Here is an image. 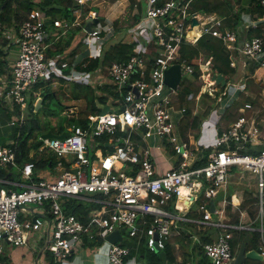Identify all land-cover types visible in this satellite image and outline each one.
Here are the masks:
<instances>
[{
	"label": "built area",
	"instance_id": "built-area-1",
	"mask_svg": "<svg viewBox=\"0 0 264 264\" xmlns=\"http://www.w3.org/2000/svg\"><path fill=\"white\" fill-rule=\"evenodd\" d=\"M74 1L76 7L71 21L67 17L52 18L42 9L34 8L16 30L4 31L5 36H11L12 42L17 44L11 68L0 75V86L5 89L2 96L11 102L13 109L17 104L19 109L26 108L31 97H34L30 103L33 107L36 98H41L34 86L48 80L57 68L70 69L65 76L72 77L76 73L75 58L67 61L58 54L48 56L50 42L45 41L47 36L58 39L70 26L97 17L96 11L91 9L82 19L83 7L90 0ZM193 1L134 0L137 9L134 14L140 11L139 5L141 7V22L151 19L152 35L142 40L132 38L131 42L137 41L136 49L126 59L110 65L108 73L116 81L112 86L117 94H111L114 109L89 114L83 126L66 125L62 132L67 134L62 138L42 135L33 138L35 142L28 156L39 159L51 155L53 160L46 173L51 170L52 177L41 176L35 161L21 157L17 138L0 139V168L17 166L20 176V188L0 186V253L5 242L21 246L32 240L35 246L41 242V248L51 254L52 264H58L87 242L106 240L108 233L120 228L125 229L122 240L136 237L142 239L150 251L163 250L179 218L176 209L181 208V203L192 201L203 185H206V196L218 193L220 188H225L232 168L253 174L254 196L258 197L257 217L261 219L260 215H264V149L258 153L246 149H255L261 143L264 120L259 125L262 119L249 114L252 103L244 102L236 120L221 130L216 129L213 145L198 144L192 140L193 132L181 134L180 122L185 109L176 104L177 91L165 83L164 76L166 69L176 63L181 77L193 70L181 56L183 41L195 43L204 34L213 35L230 51V66L236 67L232 50L239 45L242 55L264 67L263 40L255 36L236 45L237 32L228 26L222 27L223 18L215 13L193 11ZM258 1L264 5V0ZM141 26L139 24L138 28ZM102 29H106V34L112 32L105 41H101ZM115 33L114 25L105 23V18L93 24L84 41L97 42L99 50L90 57L99 56V51L102 52L104 44ZM93 72L96 76L98 68ZM201 80L200 91L214 97L219 88L209 68L203 69ZM103 83V80L97 82L98 85ZM244 85L240 81L235 87L228 83L224 93L228 91L230 95L233 89H242ZM192 96L189 93L188 97ZM176 111L179 115L173 119L172 112ZM62 114L69 118L77 116L78 111L69 107ZM23 120L20 112L19 124ZM207 147L206 164L192 167L197 154ZM160 159L167 166L162 165ZM78 198L100 205L88 210L87 223L68 208L69 202L76 204ZM222 200L228 202L226 196ZM32 205L40 207L33 215L29 211ZM200 210L201 222L221 229L227 226L219 220L211 222L207 202L200 205ZM236 227L247 228V225ZM230 237V232L222 230L213 240L202 244L207 264L233 263ZM109 243V264L131 261L127 259L129 246L120 241ZM259 249L264 257V241H260ZM133 261L132 264H136Z\"/></svg>",
	"mask_w": 264,
	"mask_h": 264
},
{
	"label": "trees",
	"instance_id": "trees-1",
	"mask_svg": "<svg viewBox=\"0 0 264 264\" xmlns=\"http://www.w3.org/2000/svg\"><path fill=\"white\" fill-rule=\"evenodd\" d=\"M130 7H134V0H131ZM233 0H194L192 4L193 11H201L204 13H215L223 18L222 27L228 26L232 30L236 31L239 36L236 44L245 38H251L254 36H259L263 39V53L264 55V5H261L258 0H247V3L242 2V0H236L238 5L234 7ZM75 7L74 0H0V37L3 38V43H7V41L11 40V36L4 34L5 37L2 35L3 29L7 30H16L20 24V22L26 17V14L30 12L34 8H40L45 11L48 15L52 18L56 17H67L72 19V10ZM139 12L134 14L133 21L125 26V29L132 26L136 21L139 19V14L141 13V7L139 5ZM247 19V24L245 25L243 31L245 30L246 37L242 36L240 39V31H238V26L240 23H243L244 18ZM98 22H103V17L98 14ZM98 22L93 21V24H97ZM114 29L119 30L117 23L118 20H114ZM48 27H51V23H48ZM82 25H77L75 31H71L68 33L67 36L60 37L59 39H52L51 45L47 47V55L54 56L56 53H61L63 50L68 48L74 38L76 32H80ZM2 43V42H1ZM13 43V42H12ZM81 42H79V45ZM137 45V41L134 42H121L117 41L116 43L111 44L108 48L105 49L103 52V56H94L89 57V61L86 62V65L83 66L82 64L79 67L86 68L88 71H92L99 66L109 67L115 61H121L126 59L129 54L133 51L135 46ZM74 49L70 54L73 57L70 61L74 60ZM181 56L183 59H186L188 63H190L193 67V70L189 73L184 74L177 87L175 102L178 107H182L185 109L184 116L180 122V131L181 134L186 135L188 132H194L195 137L198 136V129L200 123L206 119L209 113L212 110L213 105L215 106L218 100V96L212 97L208 93H204L200 91L201 80L200 75L202 73L203 67H210L213 72L221 73L224 75L226 80H230L233 76L237 74V67L230 66V51L226 48L224 43L221 39L209 35L204 34L202 35L195 43H191L188 41H183L181 43ZM232 54L235 56H243L242 61H246L245 65L248 70V74L253 76L257 73L261 66L256 60L247 59L244 55L241 54L239 50V45L232 50ZM261 55V56H262ZM70 57V58H71ZM86 58V57H85ZM84 58V59H85ZM244 61L242 64H244ZM1 63V59H0ZM263 68V67H262ZM64 70V69H63ZM70 69H65L63 71V75L69 72ZM264 70V68H263ZM4 72L2 70L0 73ZM65 72V73H64ZM259 71L258 74H260ZM250 76L246 77V80L249 81ZM54 77H57L60 81L62 77L57 76L56 72L51 73L48 82L51 81ZM237 78V77H236ZM238 79V78H237ZM240 81L244 79L243 76L239 77ZM45 81L39 82L34 86L36 87L40 84H44ZM247 82L239 89L237 95L230 96L229 106L225 108V111L221 114L220 118H222V122H219V130L222 128L227 127L232 121L236 120L239 115V107L245 101H249L252 103L253 108L249 110V114H252L255 119H259L260 116L258 111L256 112L255 108L258 103L257 96L251 97L250 95H246L245 93L250 88L247 86ZM80 90V94L85 100V106L83 110L78 111L77 116L67 117L65 120L62 111L64 110L65 105L61 103V100L56 97L53 93L47 92L42 94V102L40 109L43 107L48 108L51 111L52 115L58 116L55 123H40L37 116H33L29 114L27 117L24 118L21 124L12 126L13 128V135L17 138L20 142V149H21V157L25 160H33L35 161L37 168H44L47 167L49 162L53 160L51 155H43L40 156L39 159H35L28 156L30 152L31 146L33 145L34 141L30 145H28V141L30 139L36 138L38 132L41 134L46 132L47 130H51L55 133H60L65 130L66 125L70 126L71 124L75 123L77 125H85L87 122V116L92 113H98L105 109H101L99 106L96 105V100H99L102 104L105 103L106 97L108 94L116 95L117 92L114 86L109 84H103L100 89L103 91L102 93H96V88L92 86V83H78L76 84ZM260 87V86H259ZM263 88V87H262ZM260 87V89H262ZM224 89V86L222 87ZM189 93H192V98H189ZM228 91L224 93V95L228 96ZM54 95V96H53ZM245 95V96H244ZM223 96V95H222ZM243 97V99H241ZM56 98V101L54 99ZM34 97H31L29 100L28 108H30V103H32ZM243 101V102H242ZM54 106V107H52ZM243 106V105H242ZM32 113L31 111H29ZM37 134V135H35ZM35 135V136H34ZM17 136V137H16ZM262 149H264V144L260 147H256L255 149H251V153H258ZM209 149L206 151L199 152L197 154V158L192 164V167H201L204 166L207 162V154ZM18 155V158H21ZM237 169L232 168L231 173H235ZM233 191L230 190V194ZM253 196V193H251ZM249 195L248 199L252 198ZM254 197V201L257 199ZM204 195L201 193L192 204V207L195 209L203 200ZM85 203L86 206H79L78 204L69 202V210L70 212L75 213L82 221L88 222L87 211L91 207H99V204L92 203L87 201ZM242 208L246 209V215L249 219L255 218L257 214V210L255 209V205H245V202H242ZM83 204V203H82ZM88 204V205H87ZM226 215L229 217L228 223L232 225H238L240 221V214L237 209H233L232 205L228 203L225 208ZM196 214V213H195ZM197 215V214H196ZM198 217L200 214L197 215ZM243 216V215H242ZM175 223V222H174ZM253 225L257 227L259 225L258 222H254ZM175 230V224H173L172 231L168 241L166 242L165 248L159 251H149V249L144 245L142 239L138 240L136 237L127 238L124 237L120 244L127 245L130 248V253L127 256V259H132L133 257H137L139 260L143 261L145 264H163L164 260L173 261L175 259L174 256V248L175 246L171 243V236L173 231ZM232 231V236L230 238L232 250L235 254L236 250L239 247V244L242 238L245 236L247 232L242 229L236 228H229ZM228 230V231H229ZM251 237L248 241L247 248L248 249H256L259 251L260 241H264V233L261 234L258 230L253 229L250 230ZM181 235V236H180ZM180 240L181 243L189 242L191 240L192 235L190 233H185L184 231L179 232L175 238ZM177 239V240H178ZM200 241L197 244V247L202 252V244L205 242H209L211 240L210 235L206 232H203L200 235ZM102 239H98L95 242H99ZM95 242H88L89 245ZM184 250L182 249V252ZM69 258V257H68ZM207 260V259H206ZM50 264H52V260H50ZM207 264V263H204Z\"/></svg>",
	"mask_w": 264,
	"mask_h": 264
},
{
	"label": "rangeland",
	"instance_id": "rangeland-1",
	"mask_svg": "<svg viewBox=\"0 0 264 264\" xmlns=\"http://www.w3.org/2000/svg\"><path fill=\"white\" fill-rule=\"evenodd\" d=\"M99 1H103V3L109 4V5L111 2V0H90L83 7L82 19L85 18V15H86L88 9L96 7L95 3L99 2ZM119 2H120L119 7L121 10V14L119 15V17L121 18V22H118V27H120V30H123L122 28H124L125 26H127L128 24H130L133 21V15L137 11V9L135 8L136 6H134L133 8L130 7V3L132 2L131 0H120ZM242 2H243V4L247 3V0H242ZM232 3L234 5V7H236L238 5L236 0H233ZM75 7H76V3H75ZM97 8L98 7H96V9ZM71 13L73 16L74 15L73 10ZM69 20L71 21V19H69ZM151 22H152L151 19H147V20H145V22H140L139 24L142 25L141 29L138 30L137 28H135L134 30L136 33H134L133 35L131 34L133 31L119 32L120 36L117 35V37H116L114 35L112 40H109V41L111 42V44L116 43L117 41L129 43V42H131L132 38H136V36L139 37L140 40L148 39L152 35V33H151ZM247 22L248 21L245 17L243 20V23H240L238 26V31H240V39L242 38V36L245 35L246 29L244 31H243V29H244L245 25L247 24ZM75 30H76V26H70L67 33L63 36H67L68 33H70L71 31L73 32ZM105 30L106 29L100 30L101 35L104 36L101 39V41H105L104 38L107 39L109 37L110 33H112V32H110V33L106 34ZM106 32H108V31H106ZM129 33L131 34L132 38H130L128 36ZM63 36H61V37H63ZM120 37L121 38L123 37V39H119ZM110 42H106L104 44V45H106V48H108L110 46ZM11 45H12V50L16 49L17 44L12 43V38L10 41H7V43L5 44L6 49H9L11 47ZM135 49H133V50H135ZM99 54L101 56L100 51H99ZM242 58H244V57L242 56ZM243 66L245 67V64H243ZM109 68H110V66L109 67L99 66L97 75L95 76V73L93 72V70L88 71V69H86V68L78 67L76 73L72 77L63 75L62 69L57 68L56 69V75L62 77V79L60 81H58V79H54V80L52 79L49 82H48V80H46L44 84L38 85L36 87V90L39 91L40 96L44 93H47V92H50V93H53L54 95H56V97L59 98L61 100V102H63L65 104L64 110L69 109V107H71L75 111H80V110H83V108L85 106V100L81 96V94H80L81 92H80L78 86H76V84L83 83V82L84 83H86V82L92 83V86L97 89L96 93H97V91L102 93L103 91L99 87L101 85L97 84L98 80H103L104 81L103 84H109L111 86L116 84V81L113 80V78L110 77V75L108 73ZM0 75H4V74L0 73ZM205 75L207 76V73ZM249 79H250L249 80L250 83H248L247 86L250 88L247 90V92L245 94L250 95L251 97L257 96L258 103L256 105L255 110H256V112L258 111V114H259V112L261 114V116L259 114V116H260L259 119H262L259 121V125H260L262 123V121L264 120V80H262V79L258 80L252 76H250ZM229 81L231 82V85L235 86L237 83L236 76H233ZM249 81L246 80V83ZM259 86L261 88L262 87L263 88L260 89ZM4 91H5L4 87L0 86V94H1L0 96L1 97L4 93ZM37 99L38 98H36L34 104H36ZM229 99H230L229 94H228V96H225V97H219L217 105H215V106L213 105L212 110L209 113L208 117L200 123L199 129H198L199 136L197 138V140L199 142H201L203 144L206 143L209 145H213L215 143L216 138H217L216 129L219 130V124L218 123L222 122V118H220V116L225 111V108H224L225 105L223 106V104L227 103ZM241 99H243V97ZM29 100H30V98L28 99V102H29ZM54 101H56V98L54 99ZM113 102H114V99L111 96V94L109 93L108 96L106 97L104 104L99 102V100H96V105L99 106L101 109L106 108L105 110H112V109H114V107H113L114 103ZM67 104H69V105L66 106ZM17 106L19 107V104H17ZM17 106L14 109L9 108V118L5 120V122L9 121V123L7 125H4L3 126L4 128L1 129V131H0V135L5 139L7 138V136L9 134H11V130H12L11 126H14V124H15V127H16V125L19 124L20 112L22 113V116L24 118L27 117L29 114H32L33 116H37L40 123H46V122L53 123V122H56V120H57L56 118L58 117L56 115H52L51 111L48 108L43 107V106L41 109L39 107L38 109L32 110L33 111L32 113L29 112V111H31V107L28 108V106H27L24 109H19ZM52 107H54V106H52ZM178 115H179L178 111L172 112V118L173 119H175ZM64 117L66 120L67 115H64ZM38 134H40V133L38 132ZM35 135H37V134H35ZM260 138L262 140L261 141V146H262L264 144V126L261 127ZM208 149H205L204 151H206ZM246 150L250 152L251 149H246ZM36 155H34V156H36ZM12 167L15 170L18 169L17 166H12ZM47 168H48V166L44 167V168H38V170H41L39 172V174H41V176H44V177H52L53 174L51 173V170L46 173ZM236 171H238V169ZM254 182H255V180H254L253 174L251 172L245 170V169H243L242 172L232 173L229 176L228 181L226 183L225 193H227V195H229L230 190H232L234 192V194L237 195L239 203L242 204V201H244L246 206L248 204L250 206L251 205L254 206L255 201H254V197L251 194V193H253V191H255V183ZM223 191H224V189H222V191L220 192V195L217 199L222 197ZM249 195L252 196L251 199H248ZM256 197L257 196H255V198ZM79 201H81L83 203L87 202V200L84 198L75 199L76 203H78ZM231 205H232L233 209H238L237 211L240 214V221L242 219H243L242 221H248L249 220L248 216L245 214L247 211L245 208H242V205L240 206L238 204L237 206H234L232 204V202H231ZM35 210L39 211L40 207L36 206V205H32L31 207H29V211L32 213V215H33V212ZM227 219L229 220L228 216H227ZM206 226L207 227H206L204 232L208 233L211 236H216L217 229L214 226H210V225H206ZM187 229H188V231L191 230L194 232L192 234L189 246L193 244L194 249H195V254H194V258L192 259V262H190V264L208 263V258L205 256L203 250L201 252V250L197 247V244L199 243V241L196 238H194L197 235L200 236L202 234V230L196 229L195 225L194 226L189 225V227L187 225ZM245 232H247V230ZM45 236L48 237L47 234H45ZM186 243L187 242H185V244ZM109 244L110 243L106 240H103L100 242H95L91 245L86 243V244L82 245L81 247H79L74 252V254L78 250L84 249L87 251V254L90 257L92 256V253L94 250L101 251L102 253L105 252V255H106V251L108 249ZM185 248L186 247H184L183 250H185ZM178 251L181 253L180 248H178ZM46 252L51 256V254L48 251H46ZM44 256H47V254L44 253ZM44 256H43V258L41 257L42 260H45ZM66 262H69V261L63 260V261L58 262V264H66ZM245 264H264V259L262 261L255 260V259H246Z\"/></svg>",
	"mask_w": 264,
	"mask_h": 264
},
{
	"label": "crops",
	"instance_id": "crops-1",
	"mask_svg": "<svg viewBox=\"0 0 264 264\" xmlns=\"http://www.w3.org/2000/svg\"><path fill=\"white\" fill-rule=\"evenodd\" d=\"M119 1L120 0H111L110 5L103 3V1H99V2L95 3V6L98 8L96 9V7H95L94 9L96 10V12L98 14H100V16L105 18V23L114 24L113 23L114 20H118V22H121V18L119 17V15L121 14V10L119 7V3H120ZM139 17H141L140 14H139ZM133 18H134V15H133ZM89 20L90 19H87L86 22ZM96 21H97V19H96ZM140 22H141V19L139 18L138 21H136L132 26H130L128 30L134 31L131 29H135V28H137L138 30L141 29V28H138V25ZM117 25H118V23H117ZM122 29L123 30H121V31H125V27ZM5 30H7V29H3V31H2L3 37H5L4 36ZM86 33H87V31L82 30V29L80 32H76L70 46L68 48H66L65 50H63V52L55 54V55H57V54L60 55L63 60L67 59V61H70L73 58L70 56L71 55L70 53L74 49H76L75 54H74V58L76 61V63L74 64V71L75 72L77 71V68L79 67L80 64L85 66L86 62L89 61L90 55H92L93 53L94 54L97 53L99 50V46L97 45V42H91V43L87 44L84 41V39L86 38V35H87ZM132 34H133V32H132ZM117 35L120 36L119 32L116 34V37H117ZM128 36L130 38H132L130 33ZM244 37H246V35ZM2 39L3 38L0 37V59H1L0 72L2 70H4V72H2V73L6 74L9 70V68L11 67L15 57H16L17 47H16V49L12 50V45H11V47L9 49H6V47H5L6 43H3ZM52 39H54V38H52L51 35L46 37L45 41L50 42V44L48 46L51 45ZM138 39H139V37L136 36V40H138ZM79 42H81L80 45H79ZM234 57L236 60V65L238 66L237 67L238 71H237V74L235 76L237 78L243 76L246 79V77L248 75L250 76L251 74H248L247 68H245L242 64L243 63L242 56L241 55L240 56L234 55ZM259 71H261L260 74H258ZM259 71L257 73H255L252 77H254L255 79H258V80H260V79L264 80L263 68L261 67ZM54 79H58V78L54 77L53 80ZM232 93L235 94L236 90L233 89ZM41 98H42V96H41ZM229 102H230V100L228 101V104H229ZM61 103H63V102H61ZM68 105L69 104H67L66 106H68ZM9 108L10 109L12 108L11 102L6 97L0 96V131H1V129L4 128L3 127L4 125H7L9 123V121L5 122V120L9 118ZM32 110H35L34 106L32 107ZM53 123H55V122H53ZM11 128H12V126H11ZM198 136H199V134H198ZM198 136H196V137L194 136L195 138L192 137V140H195V142L198 144L209 145L206 143L203 144V143L199 142L197 140ZM11 138H15V136L13 135V128L11 130V134H9L6 139L0 135V139H2L3 141L11 139ZM32 141H34V139ZM210 146L211 145H209V147ZM209 147H207L206 149H208ZM160 161H161L162 165L167 166V164L164 163L165 161H163V159H160ZM19 162H21V158H20ZM19 181H20L19 168L17 170L13 169L12 166H5V167L0 168V186L20 188V185L18 184ZM219 195H220V193H219ZM222 196L223 197L226 196L225 188H224ZM253 196H254V193H253ZM217 198L215 200L216 201V211L212 215L211 221H216L218 219V214L222 213V215H221L223 217L222 221L228 223L225 208H226V205L228 203L231 204V202L230 201L224 202L223 200H221L222 197H221V199L220 198L217 199ZM256 199L257 200L254 202V205H255V209L257 211H259L258 210V198L256 197ZM231 201H232V204L234 206H237L238 204L241 206L243 204V203L242 204L239 203V201H237V203H234L232 200V196H231ZM82 203L83 202L79 201L76 204H78L79 206H86L85 203H83V204ZM217 210L219 211V213H217ZM176 212L179 214V218H177L175 220V223H174L175 224V230L173 231L172 236H171V243L175 246L174 251H173L175 259L173 261L164 260L163 264H190V262H192V259L194 258V254H195V249H194L193 244L189 246L190 239L188 240L189 242H187L186 244L181 243L180 242L181 238L179 240L178 239L179 237H177V239H178L177 240L175 238V236L179 232H182V231H184L185 233L188 232L190 234H193L194 233L193 231H191V230L188 231L187 225H188V227H189V225H193V226L195 225L196 229H201L202 233H203L207 227L206 225H211V223L210 224L209 223L203 224L200 220L201 216H199V217L197 216L198 214H200L199 212H197V208L194 209L191 206L189 207V205L186 203V201L181 203V208L176 209ZM255 219L256 218L250 219V221L252 222ZM250 221L246 222L247 228L250 226V223H251ZM210 238L213 240L215 238V236L210 235ZM31 241L32 240H28V243L26 245H21V246H15V245H12L8 242H5L3 250L0 253V264H50L51 256L46 252L47 250H43L41 248V245H42L41 242H38L37 246H35L31 243ZM101 241H103V240H101ZM184 247H186V248L182 252V249H184ZM178 248L181 249V253L178 251ZM44 253L47 254V256H44ZM43 256H44L45 260H42ZM108 260H109L108 259V249L106 251V255H105V252L102 253L101 251L94 250L91 257L87 254L86 250L80 249L75 254L70 255L69 259L67 258L66 261H69V262H66V264H108L109 263ZM132 263H134V261L128 262V264H132ZM136 264H145V263L141 260H138Z\"/></svg>",
	"mask_w": 264,
	"mask_h": 264
},
{
	"label": "water",
	"instance_id": "water-1",
	"mask_svg": "<svg viewBox=\"0 0 264 264\" xmlns=\"http://www.w3.org/2000/svg\"><path fill=\"white\" fill-rule=\"evenodd\" d=\"M193 22H196V20H193ZM85 31H90L91 30V22L88 21L85 24L84 27ZM212 77L216 80V83H220L222 86L225 85L226 79L223 74L221 73H216L213 74ZM181 79V71H180V66L178 63L173 64L169 66L166 71H165V76H164V81L165 83L172 87L176 88L177 85L179 84ZM42 98H39L34 105L35 109H38L41 106ZM32 108V105H30ZM67 134V132H62L60 134L55 133L51 130H47L46 132H43L41 135L42 137H64ZM238 173V172H237ZM210 210L214 212L215 210V205H214V198L210 200ZM124 228L120 229H115L114 231L108 233L105 237V239L111 243L119 242L122 240V235L124 233ZM251 237V234L247 232L245 236L242 238L239 247L236 251V254L233 259V264H245L246 259H255L262 261L263 256L259 254L255 249H247V243Z\"/></svg>",
	"mask_w": 264,
	"mask_h": 264
},
{
	"label": "clouds",
	"instance_id": "clouds-1",
	"mask_svg": "<svg viewBox=\"0 0 264 264\" xmlns=\"http://www.w3.org/2000/svg\"><path fill=\"white\" fill-rule=\"evenodd\" d=\"M95 7H93V8H89L88 10H91V9H93V10H95L94 9ZM74 9V8H73ZM96 11V10H95ZM97 13V12H96ZM97 17H98V13H97ZM97 17H95V18H92V20L93 21H96V19H97V21H98V18ZM56 18H61V17H56ZM92 20H89V21H91V28H92V25H93V23H92ZM103 20H104V18H103ZM96 21V22H97ZM88 22V21H87ZM86 21L84 22V23H81V25H82V28H83V30H85L84 29V27H85V23H87ZM78 25H80V24H78ZM114 25V24H113ZM128 29H129V27L128 28H126L125 29V31H128ZM116 31V33L115 34H117L118 32H125V31H121L120 29L119 30H115ZM88 32V31H87ZM87 34V33H86ZM237 35L239 36V34L237 33ZM116 36V35H115ZM255 37V36H254ZM259 37V36H258ZM252 38V37H251ZM119 39H123V37L122 38H119ZM110 40H112V39H110ZM263 40V39H262ZM242 41V40H241ZM240 41V42H241ZM107 42H110L109 40L107 41ZM239 42V43H240ZM237 45V44H236ZM227 48V47H226ZM105 49H106V45H104L103 46V49H102V52H101V56L103 55V52L105 51ZM100 56V55H99ZM246 63V61H244V64ZM237 66V65H236ZM245 67H246V65H245ZM262 67V66H261ZM204 68H209V73H211V77H212V75L213 74H216V72H213L212 70H211V68L210 67H203L202 68V73H203V69ZM264 68V67H263ZM201 73V74H202ZM213 78V77H212ZM214 79V78H213ZM226 79V78H225ZM200 80H201V75H200ZM215 80V79H214ZM240 81V79L238 78L237 79V82H239ZM215 82H216V80H215ZM240 82H244V83H246V79L244 78L243 80H241ZM228 83H231L229 80H226V83H225V85H223L224 86V89H222V85L220 84V83H216V85H217V87L219 88V90H216L214 93H215V96H218V97H225L226 95H224V90H225V88H227L228 86ZM201 84H202V80H201ZM237 84V83H236ZM234 86V85H233ZM236 86V85H235ZM234 86V87H235ZM177 87H178V85H177ZM177 87L175 88L176 89V91H177ZM172 88V87H171ZM174 89V88H173ZM239 89H241V88H237L236 89V95H237V93H238V91H239ZM205 93V92H204ZM235 94H233V93H231L230 94V96H233V95H235ZM223 95V96H222ZM214 96V97H215ZM213 97V96H212ZM219 99V98H218ZM229 100H231V99H229ZM228 100V101H229ZM245 102H249V101H245ZM217 103H218V100H217ZM217 103H216V105H217ZM226 103H224L223 104V106L225 105ZM227 105H228V102H227ZM242 105V104H241ZM226 106V105H225ZM224 106V107H225ZM229 106V105H228ZM225 108H227V106L225 107ZM32 109V108H31ZM194 133V132H193ZM42 134V133H41ZM41 134H38V135H41ZM59 134V133H58ZM37 135V136H38ZM36 136V137H37ZM260 140H261V138H260ZM262 141V140H261ZM35 142V141H34ZM260 145H261V143L260 144H258L256 147L258 148V147H260ZM236 172H238V171H236ZM224 189V188H223ZM222 191V188H220L219 189V191H218V193H216L215 195H213V196H211V197H208V196H206V185H203L202 186V188L200 189V191L197 193V196L192 200V201H190V202H187L186 201V203L189 205V207L191 206L192 207V204L194 203V200L201 194V193H203V195H204V198H203V200L201 201V203L197 206V212H199L200 213V220H201V218H202V211L200 210V205L202 204V203H204V202H207V204H208V209L210 210V200L212 199V198H214V205H215V210H214V212H212L211 210V213H212V215L215 213V211H216V198L219 196V193ZM253 193H254V191H253ZM232 194H234V192L232 193ZM232 194H230V195H227V193H226V198H227V201L229 202H232L231 201V196H232ZM221 199V198H220ZM222 199H223V196H222ZM221 199V200H222ZM259 212V211H258ZM258 212H257V214H258ZM217 213H219V211L217 210ZM212 215H211V219H212ZM260 217H261V219L260 218H258L257 217V215L255 216V220H253L252 222L250 221V219L248 220V222L250 221L251 223H250V226L248 227V228H237L236 226L237 225H232V224H229V223H227V222H223L222 221V219H223V217L220 215V214H218V219L216 220V221H211V222H217L218 220L219 221H222V223H224V224H226L227 226L226 227H224L223 229H221L220 227H218V226H216V225H214V224H212L211 223V225L210 226H214L216 229H217V231H216V233L218 234V233H220L222 230H225V231H227V232H230L231 233V236H232V231H230L229 230V228H236V229H242V230H247V232H249L250 233V230H253V229H256V230H258L260 233H264V230L263 231H261L260 229L262 228V229H264V215H260ZM254 219V218H253ZM258 222L259 223V225L257 226V227H255L254 225H253V223L254 222ZM246 222L247 221H241L239 224H244V225H247L246 224ZM203 223V222H202ZM204 224V223H203ZM208 224V223H207ZM210 224V223H209ZM238 224V225H239ZM229 230V231H228ZM217 234H216V236H217ZM251 234V233H250ZM192 235V234H191ZM215 236V237H216ZM194 238H200V236H195ZM231 238V237H230ZM212 240V239H211ZM168 241V240H167ZM199 241H200V239H199ZM88 243V242H87ZM248 244V243H247ZM248 249V248H247ZM203 250V249H202ZM256 250V249H255ZM150 251V250H149ZM156 251H159V250H156ZM258 253L260 252V249H259V251L258 250H256ZM235 254H236V252H235ZM235 254L233 253V256H235ZM260 254V253H259ZM262 255V254H261ZM263 256V255H262ZM69 259V258H68ZM133 259L135 260V262L137 263V261L139 260L136 256L135 257H133L132 259H131V261H133ZM234 259V258H233ZM263 259H264V257H263ZM51 260H52V257H51ZM233 264V263H232Z\"/></svg>",
	"mask_w": 264,
	"mask_h": 264
},
{
	"label": "bare ground",
	"instance_id": "bare-ground-1",
	"mask_svg": "<svg viewBox=\"0 0 264 264\" xmlns=\"http://www.w3.org/2000/svg\"><path fill=\"white\" fill-rule=\"evenodd\" d=\"M232 200H233L234 203H237V201H238V197H237L236 194H233V195H232Z\"/></svg>",
	"mask_w": 264,
	"mask_h": 264
}]
</instances>
